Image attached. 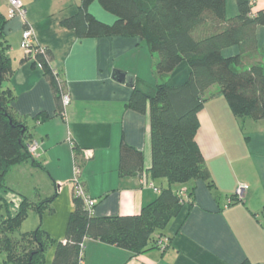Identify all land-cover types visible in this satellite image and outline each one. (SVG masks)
Here are the masks:
<instances>
[{
    "label": "crops",
    "instance_id": "obj_1",
    "mask_svg": "<svg viewBox=\"0 0 264 264\" xmlns=\"http://www.w3.org/2000/svg\"><path fill=\"white\" fill-rule=\"evenodd\" d=\"M22 1L35 41L52 52L51 67L61 73L71 103L65 114L58 113L50 80L42 66L21 48L25 22L20 17L11 18L8 0H0L13 67L3 87L15 94L12 111L29 129L27 142H41V154L36 160L43 166L26 161L9 170L0 192L10 214H17L27 197L25 190L34 186V179L29 176L44 170L47 176L41 180L47 179L55 187L57 197L52 212L44 213L38 222L56 242H65L75 208L74 177L78 164L79 179L87 194L97 199L92 211L97 217L137 215L168 187L185 198L180 212L154 233L145 252L86 238L83 264H264V119L235 116L221 87L211 86L199 111L196 135L210 179L170 184L166 178H153L150 108L145 113L130 109L133 87L113 78V72L120 70L134 75L135 82H159L149 47L138 36L80 38L62 21L77 13L83 0ZM262 9L264 0H253L252 14ZM90 11L107 23L116 19L96 0ZM226 11L227 17L236 16L237 1L226 0ZM256 35L258 47L251 61H260L264 66V26L257 27ZM240 53L238 45L223 50L227 57ZM190 73L189 64L183 61L170 73L169 83L183 84ZM123 143L143 151V171L120 174ZM86 149L93 153L89 159L83 154ZM149 181L160 191H155ZM241 183L248 186L243 200L228 205ZM157 236L170 238L165 251L155 246ZM55 251L56 244H51L45 264H52ZM1 258L3 264H9L6 253Z\"/></svg>",
    "mask_w": 264,
    "mask_h": 264
},
{
    "label": "trees",
    "instance_id": "obj_2",
    "mask_svg": "<svg viewBox=\"0 0 264 264\" xmlns=\"http://www.w3.org/2000/svg\"><path fill=\"white\" fill-rule=\"evenodd\" d=\"M95 0H83L78 12L62 21L75 30L80 38L106 36H138L149 47L154 57L155 84L137 80L128 107L140 113L150 108L153 178H166L171 183L191 179H210L205 158L196 140L199 130V111L204 106V95L217 84L221 87L235 116L264 119V66L251 61L257 51L256 30L264 26V9L252 14L253 0H236L239 13L227 17L226 0H96L116 16L113 23L98 19L90 6ZM6 17L0 12V191L5 187L9 170L33 158L27 148L28 127L12 111L15 94L3 87L12 71L4 28ZM238 45L241 53L227 57L223 50ZM37 61L50 80L55 92L58 113L63 114L61 73L51 67L52 52L38 54ZM187 61L191 73L186 82L169 83V75ZM144 170V153L128 144L120 148V174L123 176ZM212 183V182H211ZM52 196L40 203L25 197L19 211L12 216L0 192V203L6 216L0 218V246L9 264H45V254L56 244L52 264H80L86 238L99 239L132 252H145L156 231L163 229L182 206V197L170 187L144 206L137 215H93L82 198L74 194L75 208L70 215L65 242H56L42 224L30 232H16L35 208L41 215L51 207Z\"/></svg>",
    "mask_w": 264,
    "mask_h": 264
},
{
    "label": "built area",
    "instance_id": "obj_3",
    "mask_svg": "<svg viewBox=\"0 0 264 264\" xmlns=\"http://www.w3.org/2000/svg\"><path fill=\"white\" fill-rule=\"evenodd\" d=\"M8 12L11 18L20 17L26 24L23 30V33H22V40H21V48L23 49L25 54L28 57L33 58L36 61H37L36 57L38 54L46 55V47L38 45L35 41L33 28L27 21L28 20L27 19L28 10L25 4L23 3V1L22 0H8ZM55 73L57 72L55 71ZM59 82L62 87V103L64 106L63 114H65L67 106L71 103V96L66 90L64 79L60 77ZM27 148H28L30 155L33 158H38L40 156L42 147H41V142L39 140L32 139L31 141L28 142ZM83 154L86 159H89L93 155L91 149L83 150ZM80 173H81V168H80V165L77 164L75 168V177H74V183H75L74 194L77 197L82 198L85 206L90 211H93V208L95 204L97 203V199L87 194L84 185L79 179ZM148 184L151 185L155 191H160V189L156 187L152 181H149ZM247 187L248 186L244 183L239 184V186L237 187L235 191V195L230 197L228 201V205H231L235 202H240L241 200H243ZM181 197H182V202H185L184 196L181 195ZM154 244L161 251H165L170 245V238L167 236H157L154 240ZM80 264H83V259L80 261Z\"/></svg>",
    "mask_w": 264,
    "mask_h": 264
},
{
    "label": "rangeland",
    "instance_id": "obj_4",
    "mask_svg": "<svg viewBox=\"0 0 264 264\" xmlns=\"http://www.w3.org/2000/svg\"><path fill=\"white\" fill-rule=\"evenodd\" d=\"M43 171L38 170L35 175H33L31 177L29 176V178L34 179V186H36V188H34V186H32V188H27V190H25L26 191L25 195H27V197H29L30 201L33 200V201H36L37 203H40V202H42V201H44V200H46L52 196H55V194H56V190L54 189L55 187L54 186L51 187L52 184L49 181H47V179H44V181L41 180L42 176H47V174L44 173ZM32 179H30V180L33 181ZM52 188L54 190H53V193L50 194V190ZM57 191H59L58 185H57ZM38 198H39V200H37ZM53 202H52V204H53ZM51 207H52V205H51ZM46 212L51 213L52 210H50L49 208H44L42 210L41 215H40L35 208H28V215L26 216V218L22 222L21 227L19 228V230L16 232L15 235L19 236L20 233H26V232H30V231L35 230L39 226V224H41V222H38V219L40 218V220H42L44 217V213H46ZM6 214H7V212H6L5 205L0 203V218H2L3 216H6ZM36 222H38V224L35 226ZM4 254L5 253H4V251L1 250V246H0V264H3L1 256H4Z\"/></svg>",
    "mask_w": 264,
    "mask_h": 264
},
{
    "label": "water",
    "instance_id": "obj_5",
    "mask_svg": "<svg viewBox=\"0 0 264 264\" xmlns=\"http://www.w3.org/2000/svg\"><path fill=\"white\" fill-rule=\"evenodd\" d=\"M113 78H115L116 80L120 81V82H125L128 85H130L131 87H134L135 85V77L132 74H129L127 72H123L120 70H115L113 72Z\"/></svg>",
    "mask_w": 264,
    "mask_h": 264
}]
</instances>
